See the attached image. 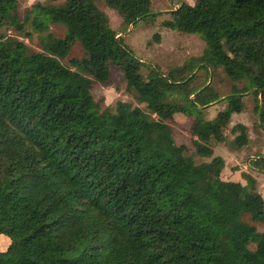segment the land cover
Instances as JSON below:
<instances>
[{
    "label": "trees",
    "instance_id": "obj_1",
    "mask_svg": "<svg viewBox=\"0 0 264 264\" xmlns=\"http://www.w3.org/2000/svg\"><path fill=\"white\" fill-rule=\"evenodd\" d=\"M52 1L22 19L18 0H0V29H31L42 49L0 34V234L10 239L0 264H264V231L245 220L264 224L256 178L210 177L226 166L210 144H250L247 125L230 127L234 114L252 108L264 129V0L170 11L162 26L200 36L206 49L167 74L135 57L97 0ZM102 1L126 28L156 16L152 0ZM77 42L74 71L62 60ZM111 67L147 111L95 100ZM219 69L229 95L210 82ZM215 103L226 107L209 119ZM177 114L192 122L194 151L167 123ZM253 157L249 168L264 173V155Z\"/></svg>",
    "mask_w": 264,
    "mask_h": 264
},
{
    "label": "rangeland",
    "instance_id": "obj_2",
    "mask_svg": "<svg viewBox=\"0 0 264 264\" xmlns=\"http://www.w3.org/2000/svg\"><path fill=\"white\" fill-rule=\"evenodd\" d=\"M19 14L24 19L26 10L33 4L40 2L44 5L56 4L52 0H18ZM201 0H152L153 13L156 16L147 17L135 25L126 28L123 25L122 18L113 10L104 5L102 0H97L98 5L106 12L110 18V24L113 30L119 33L125 44L132 50L135 57L142 62L158 67L163 73H169L171 69L183 65L188 59L200 56L206 49V44L198 35L183 34L178 31H172L162 26V21L169 18L168 13L176 10L182 3L196 5ZM31 37H25L16 33L12 29L2 28L0 34L14 36L23 41L33 51H42L40 45V34L29 30ZM65 28L59 25H50L48 32L56 37L62 38L65 35ZM159 34V41L153 37ZM84 56L82 46L77 42L62 64L74 71L77 69L70 63L72 59H79ZM147 73V70H144ZM211 84L220 92L222 96L231 93V86L228 83L226 75L219 69L216 75L210 80ZM93 95L96 101L100 102L103 108L115 105L118 101L131 103L133 106H139L146 110L145 105H139L133 96L126 90V81L123 72L118 67H111V76L107 83H96ZM248 102L251 100L247 98ZM246 100V101H247ZM226 107L224 103H215L208 107L207 118L211 119ZM147 111V110H146ZM154 116V115H153ZM174 130L175 139L178 145H186L194 151L192 141L195 139L190 133L191 120L181 114H177L173 121L167 122ZM243 123L249 127L250 144L241 150H232L228 146L220 143L210 144L214 151V156L222 157L226 163L222 171H212L211 179L226 181H242L244 173L252 175L257 180L258 191L264 197V173L253 171L248 166L249 158L255 154L264 155V129L260 126L258 114L251 108L242 114H234L232 123ZM229 135V129L226 131ZM198 161H209L198 158ZM245 220L257 227L261 232L264 231V224L251 222L247 217ZM10 239L0 234V252L7 249Z\"/></svg>",
    "mask_w": 264,
    "mask_h": 264
},
{
    "label": "crops",
    "instance_id": "obj_3",
    "mask_svg": "<svg viewBox=\"0 0 264 264\" xmlns=\"http://www.w3.org/2000/svg\"><path fill=\"white\" fill-rule=\"evenodd\" d=\"M253 157V156H252ZM254 158V157H253ZM227 163V162H226Z\"/></svg>",
    "mask_w": 264,
    "mask_h": 264
},
{
    "label": "water",
    "instance_id": "obj_4",
    "mask_svg": "<svg viewBox=\"0 0 264 264\" xmlns=\"http://www.w3.org/2000/svg\"><path fill=\"white\" fill-rule=\"evenodd\" d=\"M253 158V157H252Z\"/></svg>",
    "mask_w": 264,
    "mask_h": 264
}]
</instances>
